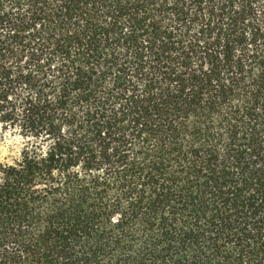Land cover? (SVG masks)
Segmentation results:
<instances>
[{"label": "trees", "instance_id": "trees-1", "mask_svg": "<svg viewBox=\"0 0 264 264\" xmlns=\"http://www.w3.org/2000/svg\"><path fill=\"white\" fill-rule=\"evenodd\" d=\"M0 264H264V0H0Z\"/></svg>", "mask_w": 264, "mask_h": 264}, {"label": "rangeland", "instance_id": "rangeland-1", "mask_svg": "<svg viewBox=\"0 0 264 264\" xmlns=\"http://www.w3.org/2000/svg\"><path fill=\"white\" fill-rule=\"evenodd\" d=\"M20 146L21 140L18 135L0 129V162L15 157Z\"/></svg>", "mask_w": 264, "mask_h": 264}]
</instances>
